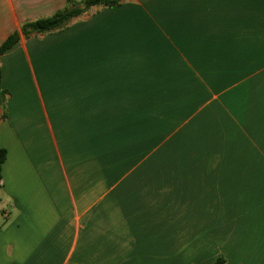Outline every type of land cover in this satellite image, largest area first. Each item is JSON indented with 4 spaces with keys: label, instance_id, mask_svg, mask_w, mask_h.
<instances>
[{
    "label": "crops",
    "instance_id": "crops-1",
    "mask_svg": "<svg viewBox=\"0 0 264 264\" xmlns=\"http://www.w3.org/2000/svg\"><path fill=\"white\" fill-rule=\"evenodd\" d=\"M67 2L0 0V264H264V0Z\"/></svg>",
    "mask_w": 264,
    "mask_h": 264
},
{
    "label": "trees",
    "instance_id": "trees-1",
    "mask_svg": "<svg viewBox=\"0 0 264 264\" xmlns=\"http://www.w3.org/2000/svg\"><path fill=\"white\" fill-rule=\"evenodd\" d=\"M122 0H82L79 2L68 0L64 10L59 11L48 18L28 21L21 27V34L26 40L35 37L48 35L65 30L71 24L90 15L94 10L108 9L120 5ZM20 42V33L14 32L0 46V56L12 50ZM8 93L0 88V105L7 101ZM7 159V151L0 148V189L2 187V168ZM216 264H226L223 259H219Z\"/></svg>",
    "mask_w": 264,
    "mask_h": 264
}]
</instances>
